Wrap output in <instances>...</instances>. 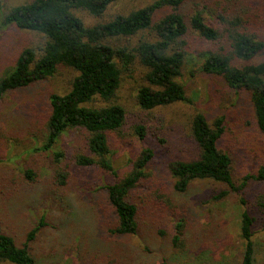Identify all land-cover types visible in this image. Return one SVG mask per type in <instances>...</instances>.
Returning <instances> with one entry per match:
<instances>
[{
  "label": "trees",
  "instance_id": "1",
  "mask_svg": "<svg viewBox=\"0 0 264 264\" xmlns=\"http://www.w3.org/2000/svg\"><path fill=\"white\" fill-rule=\"evenodd\" d=\"M124 1L31 0L12 7L5 23L40 34L43 42L20 53L16 64L0 79V97L52 77L61 67L74 70L67 92L50 96L47 135L35 149L53 153L59 167L56 181L63 186L71 171L64 165L68 155L61 147L62 137L70 130L79 132L82 142L80 148L73 147L74 165L99 167L116 178L98 188L115 219L109 232L139 235L155 226L167 234L166 221L172 229L173 246L184 249L193 218L177 195L186 194L196 181H211L229 188L213 196L216 200L235 191L240 204L245 205L242 191L251 179L264 181V163L257 174L248 173L236 183L234 157L220 145L226 131L224 118L210 123L198 111L189 120L188 134L182 136L190 142L186 156L167 161L172 183L158 177L151 182L156 156L151 145L140 147L130 158L127 172L120 174L111 147L128 122L126 108L116 100L123 68L134 61L145 67V83L138 89L137 100L142 109L152 112L187 101L185 86L178 78L196 49L203 73L245 93L264 135V0H154L105 18L113 5ZM145 31L153 38H140L130 48V41ZM195 45L201 48L197 50ZM134 130L140 139L168 142L158 132L149 133L144 124ZM24 175L29 181L36 179L32 168L24 170ZM252 204L264 213L262 190L256 192ZM256 218L247 207L240 214V264L257 262ZM44 224L42 218L21 244L0 224V263L43 264L31 252L30 243ZM105 258L101 264L131 263L128 256L120 258L116 253Z\"/></svg>",
  "mask_w": 264,
  "mask_h": 264
},
{
  "label": "rangeland",
  "instance_id": "2",
  "mask_svg": "<svg viewBox=\"0 0 264 264\" xmlns=\"http://www.w3.org/2000/svg\"><path fill=\"white\" fill-rule=\"evenodd\" d=\"M29 1L0 0V79L16 64L25 48H38L43 42L42 35L4 21L12 7ZM152 1L117 3L105 18ZM152 36L149 31L141 32L130 41L129 47L140 38ZM196 52L195 49L178 78L185 86L187 101L152 112L142 109L137 100L138 89L145 83V67L134 61L130 67L123 68L116 100L126 108L128 122L111 147L114 167L120 174L127 172L130 158L140 147L151 145L156 152L150 169L151 182L158 177L172 183L167 161L186 156L190 142L182 136L188 134L189 120L198 111L210 123L224 118L226 131L220 145L234 157L236 183H241L248 173L257 174L263 165L264 135L257 127L247 96L222 79L203 73ZM74 75V70L61 67L52 77L0 97V224L19 244L25 242L28 233L43 218L45 224L30 243L31 252L43 264H77V261L101 264L114 253L120 258L128 256L130 264H240V214L247 207L257 217L254 224L256 264H264V213L252 204L256 192H264V181L250 180L247 190L241 194L247 200L245 205L240 204V195L235 191L216 200L213 196L229 188L211 181H196L186 194L177 195L193 218L184 249L173 246L172 229L166 221L163 226L167 234L160 233L155 226L139 235L109 232L115 219L98 188L116 178L99 167L74 165L71 155L82 142L76 130L62 137L61 147L68 155L64 165L69 166L71 175L61 186L56 181L55 171L59 167L53 153L35 148L43 145L47 135L51 94L67 92ZM138 124H144L149 133L158 132L168 142L161 144L152 137L148 141L140 139L134 130ZM30 168L36 172L34 181L24 175V170Z\"/></svg>",
  "mask_w": 264,
  "mask_h": 264
}]
</instances>
